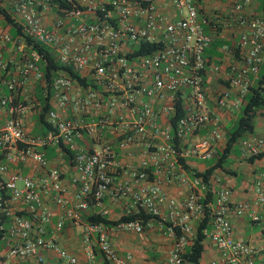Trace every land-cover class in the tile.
<instances>
[{
  "label": "built area",
  "instance_id": "built-area-1",
  "mask_svg": "<svg viewBox=\"0 0 264 264\" xmlns=\"http://www.w3.org/2000/svg\"><path fill=\"white\" fill-rule=\"evenodd\" d=\"M166 1L178 12L177 17L160 11L157 0H0V9L19 27V34L12 37L0 13V153L4 160L0 174L6 162L30 161L44 169L46 159L35 146L52 143L71 152V204L58 170H46L42 181L49 185L53 203L63 209V218L55 221L54 229L62 228L64 218L81 225L85 252L81 264H130L131 255L116 253L107 230H142L138 219L110 226L82 222V212L105 195L126 199V214L141 210L158 218L159 229L171 240L166 264H184L182 255L193 234L191 222L200 221L206 212L208 226L203 234L219 256V262L212 264H264V247L235 238L230 220L231 216L247 217L264 227V169L253 180L251 200L232 202L230 190L220 187L205 205L206 185L200 176L186 173L179 162L188 154L211 157L221 138L219 118L205 105L206 67L234 91L237 98L232 106L244 101L259 79L264 13L249 8L252 0H232L226 11L214 8L200 16L202 0ZM229 23L237 27V40L221 49L230 58L222 56L217 63H207L202 53L212 36L203 26L216 31L219 24ZM23 36L46 45L60 64L83 79L78 82L63 72L53 77L48 96L52 105L45 111L51 129L43 136L25 132L20 119L24 104L13 101L15 94L32 92L41 80V55L25 45ZM7 43L21 54L13 62L14 75L9 59L3 56ZM228 98V89L216 92L214 106L224 107ZM206 126L197 142L182 149L187 136ZM84 137L91 140L90 145L77 142ZM237 142L240 155L247 158L260 152L264 139L249 135ZM131 146L142 153V159L123 165L125 177L115 179L113 172L120 166L115 155ZM170 179L186 187L180 200L167 198L160 189L162 180ZM12 202L19 204V213L10 208ZM160 203L166 204L164 214ZM51 215L30 177L13 172L0 178V264H15L11 258L28 257L46 264L40 253L43 249L55 250L65 264H76L75 255L44 237ZM94 248L102 263L96 262Z\"/></svg>",
  "mask_w": 264,
  "mask_h": 264
},
{
  "label": "crops",
  "instance_id": "crops-1",
  "mask_svg": "<svg viewBox=\"0 0 264 264\" xmlns=\"http://www.w3.org/2000/svg\"><path fill=\"white\" fill-rule=\"evenodd\" d=\"M232 0H202L200 3V13L209 12L214 8L220 9L222 12L226 11L228 3ZM157 6L160 11L166 13L170 18L178 16V12L169 4L166 0H157ZM260 0H252L250 9L259 10ZM45 23L49 22V16L44 17ZM48 21V22H47ZM5 27V25H3ZM205 32H208L212 36L211 42L203 50V57L207 63H217L219 58L222 57L228 60L230 57L224 54L221 46L223 44L233 45L237 40V27L234 25H226L219 27L216 31L210 30L205 25L203 26ZM8 32L11 33V28L6 25ZM20 52L16 51L13 44L7 43L4 46L3 56L9 59L10 72L15 74V67L13 62H17L20 59ZM204 87H205V105L206 109L210 113H214L219 118V127L221 129V138L216 142L214 146V153L209 158H199L194 155L183 156L184 164L189 170L184 169L186 173L192 174L193 171H203L206 167L215 163L219 155L225 146V132L226 129L232 124L236 117L240 114L241 106L245 101H240L236 105L232 106L231 102L237 98L234 91H231L227 87V84L219 78L217 74L209 70L206 67L203 75ZM35 86V85H34ZM229 91V98L227 103L222 108H216L214 106L213 96L216 92L226 90ZM33 91L26 94L18 92L14 96V102L24 104L23 113L20 116L22 126L25 132L30 136H43L49 129L44 127L43 123H40L37 119L38 110L40 108L36 93ZM187 91V90H186ZM43 95L45 93L43 92ZM27 96V97H26ZM48 104L51 101H47ZM52 104H50L51 106ZM45 116V114H44ZM208 126L200 129L193 135L187 136L182 144V149H185L194 142H197L207 131ZM253 135L264 139V104L257 108L255 117L253 120V130L251 133H246L242 138ZM107 136V135H106ZM81 144H91V140L84 137L83 141H79ZM35 149L41 151L46 159V166L44 169L39 168L34 163L27 161L23 164L14 165L12 163H5V170L0 174L1 179L7 178L11 173L17 172L21 176L30 177L37 185V191L40 199L45 202L51 209L50 223L45 227L44 237L50 239L58 247L64 248L69 254L75 255L77 258L76 264H81L85 259L84 246L81 242V225H74L68 219L64 218L62 228L55 230L53 225L56 220L63 218V209L56 206L52 199V191L48 184L44 183L42 179L45 177V171L48 169H56L60 174V181L64 188V194L68 199V206L72 201L73 184L70 181L73 173L72 161L67 154L59 149L52 143L35 146ZM260 151H264V144L260 148ZM115 158L118 160L120 166L113 172L115 179L124 178L122 174V166L128 163H137L142 159V153L134 146L128 147L116 153ZM248 158V157H247ZM240 155V147L238 142L232 147L231 151L224 158V162L221 167L213 169L207 185L203 189L204 200L210 202L213 198V194L220 187H226L230 190L231 201L239 200H251L253 198L252 184L255 176L264 169V156L248 160ZM209 159V163H205L204 160ZM0 163H4L3 156L0 153ZM18 187L21 186V181H18ZM17 184V183H16ZM160 189L167 198H174L180 200L186 193V187L180 185L175 179L162 180ZM208 191V193H207ZM12 210L19 212V204L10 203ZM160 213L166 212V204H159ZM90 213H98L101 216L106 217L109 220H116L121 215L127 213V200L117 199L114 200L105 195L99 203H90L86 210L81 214L82 222H85V217ZM4 219V218H3ZM158 218H151L142 227L140 232L133 231H121L108 229L107 236L112 244V247L116 253L120 256L129 253L131 255L130 264H166V256L171 246V240L166 237L158 227ZM5 222L9 221V218L5 217ZM233 226V236L237 239L246 240L252 246L259 248L264 247V236L261 233V224H255L248 220L247 217L231 216L230 218ZM199 222L192 221V230ZM110 226V225H108ZM257 226V229L252 230ZM203 250L199 258V264H212V261L219 262V256L214 246L205 237L203 239ZM46 264H65L63 260L58 258L56 251L53 249L40 250ZM95 260L98 263H102L101 255L94 248ZM15 264H38L34 257L28 258H11Z\"/></svg>",
  "mask_w": 264,
  "mask_h": 264
},
{
  "label": "trees",
  "instance_id": "trees-1",
  "mask_svg": "<svg viewBox=\"0 0 264 264\" xmlns=\"http://www.w3.org/2000/svg\"><path fill=\"white\" fill-rule=\"evenodd\" d=\"M259 10L264 13V0H260ZM0 13L3 15L5 21L10 25L11 36L14 37L19 34V27L12 22L11 18L0 9ZM206 26V25H205ZM207 27V26H206ZM23 41L25 45L30 46L32 49L40 53L41 60L39 62V68L41 72V80L36 82L34 88V93L38 99L40 108L38 110L37 119L40 123L44 124V127L51 129V126L45 120V111L48 109V96H49V84L54 76L59 72H63L66 75L72 77L78 82H83V79L78 76L69 66H64L60 64L53 53L49 48L43 43L33 40L30 37L23 36ZM44 83L43 87L42 84ZM264 84V52H263V62L259 69V79H257L252 86H250L249 91L246 93L244 98V104L241 106L240 114L232 122V124L226 129L225 132V146L222 149L221 154L219 155L218 160L212 165L206 167L203 171H193L192 174L200 176L202 182L207 185V181L216 167H221L224 162V158L231 151L232 147L237 143V141L246 133H251L253 130V120L257 108L261 107L264 104V94L263 86ZM44 88V89H43ZM43 90H45V95H43ZM180 113H175L174 118L178 117ZM69 158L72 154L68 151L67 148L62 149ZM264 156V151L258 152L254 156H249L247 159L250 161L254 158ZM180 165L182 168L189 170V168L184 164L183 158H179ZM208 193V191H207ZM203 204L206 205V201L203 200ZM19 213V212H18ZM208 214L205 213V217L202 218L197 224L195 231L192 234L190 243L185 248V251L182 255V260L184 264H199V258L203 250V239L205 238L203 234V229L208 226ZM151 218H157L150 214H145L143 211L137 213H131L126 215H121L116 220H109L104 216L99 215L98 213H90L85 217V221L88 222H101L105 225H113L118 222L128 221L133 219H138L142 224V227L147 223ZM5 219V218H4ZM261 233L264 235V227L261 229Z\"/></svg>",
  "mask_w": 264,
  "mask_h": 264
},
{
  "label": "rangeland",
  "instance_id": "rangeland-1",
  "mask_svg": "<svg viewBox=\"0 0 264 264\" xmlns=\"http://www.w3.org/2000/svg\"><path fill=\"white\" fill-rule=\"evenodd\" d=\"M209 161H211V160H209V159L204 160L205 163H209ZM16 183H17V185L19 184L18 181ZM255 229H257V226L253 227L252 230L254 231Z\"/></svg>",
  "mask_w": 264,
  "mask_h": 264
}]
</instances>
